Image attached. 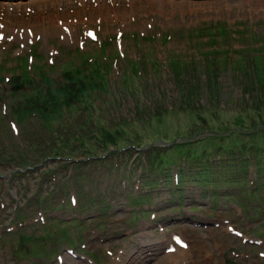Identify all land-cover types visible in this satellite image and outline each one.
Here are the masks:
<instances>
[{
    "label": "rangeland",
    "instance_id": "374dc122",
    "mask_svg": "<svg viewBox=\"0 0 264 264\" xmlns=\"http://www.w3.org/2000/svg\"><path fill=\"white\" fill-rule=\"evenodd\" d=\"M28 2L0 0V264H198L202 247L213 256L203 264H264V191L250 193L251 176L244 185L217 188L221 194L214 200L206 186L190 180L172 196L161 182L146 184L156 175L143 159L147 150L165 151L169 142L187 139L174 135V128L190 120L188 107L209 108L204 114L210 119L227 120L238 109L255 112L264 105V75L255 85L251 59L256 56L264 65V0H106L102 9L96 0H66L37 15ZM50 8L57 15H47ZM219 26L225 29L221 36ZM166 50L182 59L176 81L161 64L157 71L144 70L140 88L113 93L90 120L83 112L69 117L62 108L48 120L36 112L17 118L13 111L18 101L45 87L38 66L49 79L59 78L61 62L69 59L86 69L89 55L101 57L96 64L108 63L103 69L113 84L129 72L128 62L141 66L157 57L163 63ZM221 51L245 57L241 77L234 70L229 76L225 62L204 73L205 59ZM20 62L34 81L12 87ZM168 103L176 109L160 115V121H153L156 114L148 117ZM98 116L105 121L97 122L130 138L141 134L139 144L121 139L128 143L125 148L109 151L112 142L101 146ZM160 126L174 132L172 139L149 133ZM85 142L94 144L97 156H86L91 151ZM189 161L179 154L175 166L188 167ZM142 193L149 199L134 197Z\"/></svg>",
    "mask_w": 264,
    "mask_h": 264
},
{
    "label": "trees",
    "instance_id": "16d2710c",
    "mask_svg": "<svg viewBox=\"0 0 264 264\" xmlns=\"http://www.w3.org/2000/svg\"><path fill=\"white\" fill-rule=\"evenodd\" d=\"M215 30L221 36L225 29L219 26ZM91 56L89 55L90 59L86 60V69L81 68L80 65H70L69 59L61 62L59 78L52 77L49 79L45 74L46 72L38 66L36 71L42 83L40 86L45 85V87L37 88L33 94H28L25 100L22 99L23 101L20 100L16 103L13 111L17 118H21L27 113L36 112L48 120L62 108L69 117L74 112H83L85 114L83 119L90 120L94 112L102 109V103L110 102L114 95H120L125 90L131 91L132 87L140 88L145 81V75H140V72L143 73L144 70L148 71V69L157 71L158 64H161L168 68L167 72L171 80L176 81L178 73L182 71L180 63L182 59H179L176 54H169V51L166 50L163 63H160L157 57H148V60H145L147 62H143L141 66L136 61L128 62L129 66L131 65L128 67L129 72L120 74L119 78L113 80L114 83L111 84L108 74L105 75L107 68L103 69V67L108 66V63L104 61L102 67V65L96 64L95 59L98 61L103 59L101 57L91 58ZM251 59L254 63V84L257 85L258 81L262 83L264 65L256 56ZM188 62L184 61L183 63L187 65ZM223 62L229 66V76H231L232 70L239 77L242 76L243 66L246 64L245 57L242 55L230 57L225 51L205 59L204 73L214 72L215 69L209 70V67L213 68L214 65ZM19 68V72L12 73L13 79L11 78L9 82L12 87H18L17 85L22 84V82L29 84L34 81L33 74H24L23 71L26 69L22 67V62H20ZM155 78L154 84H159L158 75ZM113 93L115 94L113 95ZM150 93L152 96L157 95V91L153 89ZM172 106H174L172 103H168L160 108L158 113L149 111L148 117L151 118L156 114L158 116L153 121H160V115L176 109ZM238 110V113H234L230 119L222 120L217 117L210 119L209 116H206L204 112L210 111L209 108H203L197 112L188 107L187 116H190V120L186 124L176 125L174 128V135H182L187 139L180 142H169L170 144L166 146L168 148H165V151L153 149L147 150L143 154L144 167L147 170L151 169L149 172H153V175L157 176H153L151 179L147 178L146 184L152 185L161 182L168 187L170 195L179 196L182 184L190 180L201 187L206 186L205 190L208 197L214 200L218 194H221L217 188H222L224 184L244 185L249 182L251 176L255 184L254 189H249L250 193L259 188L264 191V105H259L255 112L249 110L243 113L244 110ZM97 120L104 122L105 118L98 116L95 121L101 131V133L96 134V139H99L101 146H105L107 142H112V148L109 151L125 148L128 145L124 141L119 143L121 139H132L133 145L139 144L137 139L141 138V134H134L130 138L122 129L112 130ZM199 131H210L211 133L200 138H190L191 135ZM149 133L156 139L163 141L173 134L171 129L165 126L155 127ZM69 137L71 136L69 135ZM75 139L80 140V137L77 135ZM220 139L231 141L223 144ZM99 143L98 145H100ZM85 147L91 151L86 156H97V153L94 152V144L85 142ZM52 152L57 151L52 150ZM58 154L64 155L60 150ZM179 154H184L190 159V166L187 167L185 164L175 166L176 156ZM216 154L218 156L215 158ZM224 154L225 156H223ZM69 156L67 155V158ZM24 160L26 161V159ZM192 162L194 163L191 165ZM245 188L248 189L247 186ZM145 193L134 197L137 198L142 195L143 200H147L149 194Z\"/></svg>",
    "mask_w": 264,
    "mask_h": 264
},
{
    "label": "bare ground",
    "instance_id": "6f19581e",
    "mask_svg": "<svg viewBox=\"0 0 264 264\" xmlns=\"http://www.w3.org/2000/svg\"><path fill=\"white\" fill-rule=\"evenodd\" d=\"M75 1V0H74ZM97 1V5H98V7L99 8H101V7H104L105 6V1L106 0H104L103 2H102V0H96ZM120 1V0H119ZM133 3H134V1H136V0H131ZM138 1H141V0H138ZM7 2V1H6ZM69 2V1H68ZM80 2H81V0H80ZM118 2V1H117ZM169 2V1H168ZM167 2V3H168ZM189 2V1H188ZM66 0H30V2H28V4L30 5V8H28V9H31V5L32 4H34L33 5V8L32 9H34L33 10V13H35L36 15L38 14V12L40 11L39 9H43V8H46L47 7V5L49 6V7H51L52 6V8H53V6L55 5V4H58L59 6L61 5V4H64V5H66ZM79 3V2H78ZM109 3H110V1H109ZM145 3V2H144ZM191 3V2H190ZM20 4H21V2L19 1V2H14L13 3V5H14V8H15V10H17L18 8H19V6H20ZM28 4H25L24 6H23V10H25V6L26 5H28ZM94 4H96V2L94 3ZM121 4V3H120ZM108 5V4H107ZM74 6V5H73ZM63 7V6H62ZM75 7H77V6H75ZM90 7H92V6H90ZM113 7V6H112ZM132 7V6H131ZM52 8H50L48 11H46V13H47V15H57V13H55L53 10H52ZM57 8H60V7H57ZM162 8H163V6H162ZM89 9V8H88ZM102 9V8H101ZM114 9V8H113ZM9 10V9H8ZM19 10V9H18ZM63 10H65V9H63ZM83 10V9H82ZM136 10V9H135ZM14 11V10H13ZM103 11V10H102ZM101 11V12H102ZM108 11H109V9H108ZM127 11H128V9H127ZM131 11H133V10H130V12ZM28 12V11H27ZM31 12H32V10H31ZM86 12V11H85ZM19 13V12H18ZM43 13V12H42ZM59 14H62L63 12L62 11H59L58 12ZM93 14V13H92ZM113 14V13H112ZM130 14V13H129ZM166 14V13H165ZM9 15V14H8ZM67 15V14H66ZM100 15V14H99ZM116 15V14H115ZM114 15V16H115ZM118 15V14H117ZM125 15H126V13H125ZM22 16V15H21ZM28 16H30V14L28 15ZM59 16V15H58ZM37 17V16H36ZM35 17V18H36ZM64 17V16H63ZM128 17V16H127ZM44 18V17H43ZM86 18V17H85ZM56 20V19H55ZM122 20V19H121ZM36 21V20H35ZM70 22V21H69ZM54 23H57L56 21L54 22ZM59 23V22H58ZM61 23H64V24H66V22L65 21H62ZM60 24V23H59ZM74 24V23H73ZM30 25V24H29ZM68 25V24H67ZM38 26V25H37ZM70 26V25H69ZM0 27H1V25H0ZM33 27V26H32ZM36 27V26H35ZM54 27V26H53ZM58 27H60L61 28V26H58ZM71 27H72V25H71ZM2 28H4V27H2ZM56 28H57V26H56ZM6 29V28H5ZM44 29V28H43ZM11 30V29H10ZM56 30H58V29H56ZM0 31H1V29H0ZM40 31V30H39ZM62 31V30H61ZM18 32V31H17ZM4 33V32H3ZM20 33V32H19ZM47 33V32H46ZM57 33V32H56ZM63 33V32H62ZM74 33V32H73ZM0 34H2V32L0 33ZM18 34V33H17ZM42 34V33H41ZM14 35V34H13ZM21 36V35H20ZM20 36H17V37H20ZM22 36H23V34H22ZM24 37V36H23ZM23 37H21V38H23ZM66 37V36H65ZM64 37V38H65ZM66 38H69L68 36L66 37ZM18 39V38H17ZM187 249V248H186ZM208 249V248H207ZM65 256H66V254H65ZM69 258V257H68ZM66 259V258H65ZM70 260H72V259H70ZM211 261H213V256H212V253H211V251H209V252H203V247H202V249H200V251H199V254H198V257L195 259V262H198V264L200 263V264H203V263H210ZM66 263V262H65ZM195 264V263H194Z\"/></svg>",
    "mask_w": 264,
    "mask_h": 264
}]
</instances>
